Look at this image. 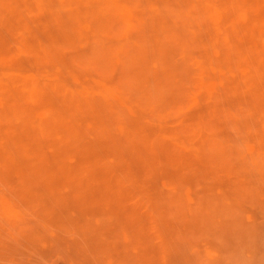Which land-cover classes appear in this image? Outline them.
<instances>
[{"label": "rangeland", "instance_id": "rangeland-1", "mask_svg": "<svg viewBox=\"0 0 264 264\" xmlns=\"http://www.w3.org/2000/svg\"><path fill=\"white\" fill-rule=\"evenodd\" d=\"M0 264H264V0H0Z\"/></svg>", "mask_w": 264, "mask_h": 264}, {"label": "bare ground", "instance_id": "bare-ground-1", "mask_svg": "<svg viewBox=\"0 0 264 264\" xmlns=\"http://www.w3.org/2000/svg\"><path fill=\"white\" fill-rule=\"evenodd\" d=\"M71 7H72V6H71ZM88 10H89V9H88ZM124 10H125V9H124ZM212 13L215 14V13H216V10L213 9V10H212ZM125 14H126V13H125ZM238 15H239V14H238ZM239 17H240V16H239ZM116 19H117V18H116ZM84 26H85V24H84ZM84 26H83V27H84ZM101 30H102V29H101ZM176 30H177V29H176ZM209 85H210V84H209ZM70 90H71V89H70Z\"/></svg>", "mask_w": 264, "mask_h": 264}]
</instances>
